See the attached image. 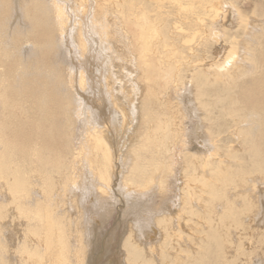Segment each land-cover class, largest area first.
<instances>
[{"label": "bare ground", "instance_id": "obj_1", "mask_svg": "<svg viewBox=\"0 0 264 264\" xmlns=\"http://www.w3.org/2000/svg\"><path fill=\"white\" fill-rule=\"evenodd\" d=\"M61 1L31 0V7L23 14L24 18L36 19L34 10L47 3L49 17L54 21L56 31L61 33L59 39L67 49L71 46L68 36L76 30L74 35L80 57H68L65 83L67 93L73 91V96L68 95L72 99L75 123L78 122L76 124L81 130L78 142L69 136L73 133L72 128L63 140L59 135V128L63 127L54 131L53 124L57 121L53 114L56 108H60V102L52 99L56 94L53 96L54 87L49 86L55 82L49 85L50 80L46 79L54 69L48 49L54 39L53 27L35 26L32 35L25 40L17 31L10 42L6 36L0 35V264H83L86 255L82 238L85 233L80 216L72 220V227L69 213H59V209L65 208L62 205L70 204L71 207L74 199L68 196L75 190H80L82 195L87 193L84 203L89 216L85 230L92 236L91 244L94 242L97 246L96 251L90 253L88 264H117L114 256L117 239L121 236L119 229L124 228L127 220L131 221L130 227L121 242L126 264H250L252 257L260 256L259 253L264 257V239L252 246L257 234L247 225L255 220L254 215L258 213L257 199H254L255 195L252 197L239 192L251 176L256 178L258 175L254 176L241 165L242 159L236 154L235 145L231 146L232 140L222 138V134L228 136L231 123L224 119L215 123L213 119V111L218 107L213 105V101L219 97L218 113L223 118H232L233 130L228 132L238 140L237 146L241 148L244 141L240 138L247 133L245 128H241L244 125L241 124L242 118L256 114L264 123V35H254L259 28V32L264 31V0H252L251 15L242 12L241 0H123L130 2V15L118 7L113 9L115 6L110 13L116 22L112 26L117 27L116 35L119 34L118 38H113L114 43L120 37L128 39L125 50L129 57L124 55L123 66L111 63L105 74L103 65L110 64H105L109 58V55L106 57L108 44L105 34L95 26L93 17L91 20L81 19L78 24L77 12L80 9L75 6V14H68L67 5L63 3L65 0ZM97 1L92 11L94 14L102 9ZM165 1L175 9L169 12L170 20L166 22L163 17L159 21L157 18L152 20L148 15L149 9L146 10L147 4L150 9L157 7L159 10ZM77 2L85 4L87 0H75ZM1 8L3 16L0 18L5 21L10 17L12 3L3 0ZM71 16L76 17L77 22L75 28L66 31V17ZM231 23H234L237 33L243 34L247 28L254 34L249 35L248 31L245 37L230 34L222 35L220 39L219 29L226 31ZM0 28L3 32L7 30L2 22ZM27 42L36 47L35 57L25 60L34 59L31 74H28L30 67L22 63L28 45L24 50L22 47ZM99 48L101 51H97ZM222 48L224 52L218 58L217 52ZM124 65L127 70H124ZM182 72L191 74L190 87L195 90L192 98L185 95L186 89L183 90L187 83L180 77ZM248 73L256 76L245 80ZM234 87L237 90L234 91ZM212 97L213 103L210 101ZM194 106L206 124L203 132L198 122L191 123L198 119ZM41 112L46 118L39 120ZM239 123L240 128L237 127ZM223 127L226 129L222 130ZM122 131L130 134L128 151L132 160L139 163L138 166L131 164V171H139L135 183L125 181L120 173L117 175L114 171L113 152H123L124 146L120 136L117 141L115 138ZM61 142L67 146L60 145ZM181 148L185 153L176 154ZM65 150L70 154L67 155ZM142 151L148 154V158L142 156ZM213 153L217 159H213ZM258 153L254 149L251 159L263 161V154ZM233 160L239 164L236 166L238 169L232 171L228 164ZM227 168L230 170L226 171ZM176 170L180 171L183 179L178 206L179 198H174L171 182ZM112 177L118 178L119 183L112 191L111 202L106 204L97 198L95 191L105 195L106 189L111 188ZM253 177L250 179L252 182ZM255 184L261 183L254 181ZM134 189H155L163 197L170 196L165 204L160 203L156 208L160 207L158 213L155 211L154 221L151 220L155 228L149 223L153 213L142 206L132 216L129 213L131 209L124 210L123 218L127 220L114 221L113 232L109 233L110 229H106L110 223L103 226L107 222L104 221L106 214H112L116 205L129 206L130 191ZM100 206H107L108 210L98 212L97 207ZM232 229L237 233L234 241L235 231ZM244 237H250L247 240L250 247L244 242ZM70 240L75 245L72 246ZM228 254L233 255L228 258Z\"/></svg>", "mask_w": 264, "mask_h": 264}, {"label": "rangeland", "instance_id": "obj_2", "mask_svg": "<svg viewBox=\"0 0 264 264\" xmlns=\"http://www.w3.org/2000/svg\"><path fill=\"white\" fill-rule=\"evenodd\" d=\"M2 1L3 0H0V8L2 7ZM39 1V0H38ZM63 1V0H62ZM61 1V2H62ZM71 1V2H70ZM89 1V2H88ZM97 1V0H96ZM121 1V2H120ZM143 1H146V0H143ZM16 2V3H15ZM28 2V3H27ZM30 2H31V0L30 1H28V0H10V3H12V8L10 9V17L9 18H6V20L5 21H3L1 18H2V12H3V10H2V8L0 9V23L2 22V24L4 25V29L6 30V32L4 31L3 32V30H1V28H0V35H2V37L3 36H6V39L8 40V42H10V40H11V38H13L14 36H16V33L17 32H19V33H17V34H21V36H23L22 37V40H25V39H27L28 37H30L31 35H32V33H33V29H34V27L35 26H42V27H53L52 28V32H53V35H52V37L54 38H52L53 40H52V43L50 44V46H48V49H49V51L51 52V56H52V66L54 67V69H53V71H52V73H50L49 75L47 74V80L49 81L48 82V84L50 85V84H52V83H54V84H52V85H50L49 87L51 88V87H54V88H52L53 90H52V94H53V96H55V94H56V96L54 97V98H52V99H54V100H58V105H59V107L60 108H56V110L57 111H55V113L53 114L54 115V117H55V121H57L56 123H54L53 124V126H54V131L56 132V129H57V127H63V129L62 128H59L60 129V132H59V135H60V138H61V140H63V139H65V134L66 133H69V130H72V129H74L73 130V133H72V131H71V135H69V136H71V138H72V136H73V139H74V141L76 142H78L79 141V139H80V137H79V135H80V132H81V130L79 131V127H78V125L76 124V123H78V122H76L75 123V121H76V119H75V116L73 115V105H72V102H71V98L69 97V95L70 96H73V91H71V92H68L67 93V87H66V79H65V77H66V72H65V69L67 68V65L68 64H66L67 62H68V57H70L71 55L73 56V57H76V58H79L80 57V51H78V49H77V44H76V35H74V33L76 32V30H74L72 33H71V35L70 36H68V40H69V42H70V44H71V46H69V48L67 49L66 47H64V45L62 44V42L60 41V39H59V36L61 35V33H59V31H56L57 29H55L54 28V26H55V24L53 25V23H54V21L52 22V20L50 19V17H49V13H50V9L47 7V3L46 4H42L41 6L45 9H43L42 7H40V9H42V13L43 14H45V15H47V17L45 16V15H43L39 10V8H37L36 10H34L35 11V13H34V15L36 16V19H34V17H33V19L32 18H27V17H25L24 18V16H25V14H23L25 11H27L28 10V8L29 7H31V4H30ZM67 2V3H66ZM91 2V3H90ZM93 2V3H92ZM240 2H242V4H243V6H242V4H241V6H242V12H244V13H247L248 12V15H251V9L253 8V5H254V2L251 0V1H249V0H247V2H246V0H241ZM26 3V4H25ZM63 3H64V5L66 4L67 6V12H68V14L70 13V12H72L73 14H75V12H76V8L77 9H80V14H79V12H77V19H80L79 21H78V24H80L81 22V19H88V20H91V18L93 17V19H95V26L99 29V30H101V31H103V33L105 34V37H106V42H107V49H105V51H106V53H107V55H106V57H108V55H109V58H108V61H105L106 63L105 64H108V63H110V64H108L107 66L106 65H103V72H104V74H105V71H107V69H108V67H111L110 65H112V64H118V63H121L122 64V66H123V63H124V61H122V59L123 60H126L125 59V57H124V55H127L128 53H127V51L125 50V43H126V40H127V42H128V39H124V37H120L119 38V41L117 42V43H114V41H115V39H113V38H115V37H119V34H118V36L116 35L117 34V27L115 26H112L114 23L116 24V22L112 19L113 17H111V13H110V11L112 10V8H113V6H115L113 9H115L116 7H118L119 9H123L124 11L123 12H125V13H127V15L129 16L130 15V10H129V3L128 2H125V1H123V0H119V2H118V0H98L97 1V5L99 4V6L100 5H102V9L100 8L99 10V12H97V13H93L92 11H94V9H95V0H87V2L85 3V4H78V2L77 3H75V0L73 1V0H65V1H63ZM69 3V4H68ZM74 3V4H73ZM125 4V5H123L122 6V4ZM246 5H245V4ZM23 4V5H22ZM30 4V5H29ZM104 4V5H103ZM112 5V7H111V5ZM115 4V5H114ZM147 4V3H146ZM227 4V3H226ZM250 4V5H249ZM27 5V6H26ZM83 5V6H82ZM92 5V6H91ZM94 5V6H93ZM106 5V6H105ZM152 5V4H151ZM228 5V4H227ZM14 6V7H13ZM25 6V7H24ZM73 7V8H71V7ZM75 6H76V8H75ZM78 6V7H77ZM82 6V7H81ZM153 6V5H152ZM151 6V7H152ZM229 7H230V5H228ZM22 7V8H21ZM104 7V8H103ZM148 7V8H147ZM147 9L146 10H148L149 12H148V15H149V17L153 20V19H155V18H157L158 19V21L159 20H161L162 19V17H163V19L162 20H164V21H169L170 19H169V12H171V11H174L175 9H174V7L172 6V5H169L168 4V1H165V4H164V6H163V8L162 9H159L158 10V8L157 7H153L154 9H150L149 7V5L147 4ZM170 7V8H169ZM74 8H75V10H74ZM106 8V9H105ZM15 9V10H14ZM73 9V10H72ZM87 9H88V11H87ZM168 9H169V11H168ZM248 11H247V10ZM23 10V11H22ZM107 10V11H106ZM132 10H134V6L132 7ZM154 10V11H153ZM244 10V11H243ZM39 11V13L37 14V12ZM83 11V12H82ZM103 11V12H102ZM5 12V11H4ZM82 12V13H81ZM93 13V15H92V13ZM112 12V11H111ZM113 12H115V10L113 11ZM150 12H153L152 14L150 13ZM157 12V13H156ZM164 12L166 13L165 15H163L162 16V13L164 14ZM107 15H106V14ZM156 13V14H155ZM13 14V15H12ZM88 14V15H87ZM157 14H160V16H157ZM12 15V16H11ZM43 15V16H42ZM51 15V14H50ZM89 15H90V17H89ZM114 15V14H113ZM126 15V14H125ZM83 16H85V17H83ZM87 16V17H86ZM108 16V17H107ZM153 18H152V17ZM165 17V18H164ZM46 18H47V20H46ZM48 18H49V20H48ZM76 18V17H75ZM74 18V16H71L70 18H68V17H66V26H67V28H68V30H66V31H69V30H71V27L72 28H75V25H76V22H77V19H75ZM98 18V19H97ZM8 19V20H7ZM23 19H25V20H23ZM30 19V20H29ZM102 19V20H101ZM30 22H29V21ZM34 20H35V24H34ZM51 20V21H50ZM99 20V21H98ZM112 20V21H111ZM120 20V19H119ZM98 21V22H97ZM111 21V22H110ZM28 22V23H27ZM52 22V23H51ZM72 22V23H71ZM114 22V23H113ZM16 23V24H15ZM33 23V25H31ZM109 24V26H107ZM111 24V25H110ZM234 24V23H233ZM232 23L229 25V27H228V30H226V31H222L221 29H219L218 27H215V28H218L219 29V31L221 32H219V33H217L218 35H220V37L222 36V35H243L242 37H245L246 35H247V33H248V31L249 30H247V28L245 29V31L243 32V34H240V33H242V32H240L239 31V33H237V30H236V27L233 25ZM31 25V26H30ZM48 25V26H47ZM135 25V24H134ZM235 25H236V23H235ZM12 26V27H11ZM7 27V28H6ZM10 28V30H9V28ZM56 27V26H55ZM11 28H12V31H11ZM92 28V27H91ZM111 30H110V29ZM28 29V30H27ZM260 29V28H259ZM258 29V31H256L255 32V34H254V32L253 33H251V31H249V33H251V34H249V35H256V36H259V37H261V35H264V31H263V33L262 32H259L260 30ZM22 30H23V32H22ZM24 30H25V32H24ZM11 31V32H10ZM17 31V32H16ZM29 31V32H28ZM217 31V29L215 30V32ZM262 31V30H261ZM91 32H92V29H91ZM225 32H228V33H225ZM230 32H232V33H230ZM2 33V34H1ZM9 33V34H11V35H7V34ZM13 33V34H12ZM25 33V34H24ZM29 33V34H28ZM245 33V34H244ZM259 33V34H258ZM23 34V35H22ZM56 34V35H55ZM60 34V35H59ZM14 35V36H13ZM30 35V36H29ZM210 35H213V34H210ZM245 35V36H244ZM10 37V38H9ZM27 37V38H26ZM110 38V39H109ZM75 39V40H74ZM220 39H222V37L220 38ZM116 42V41H115ZM219 43H220V41H219ZM24 44H26V45H24ZM23 45V47H22V49L24 50L26 47H27V45H28V47H29V50H28V47L24 50V54H23V57H22V60H23V58H24V60H23V64H26L28 67H30L29 69H30V71H28V74L30 73H32V69H34L33 68V66H34V63H32L33 62V60L34 59H32V61H30L31 59V56H32V58L33 57H35V55H34V51H36V47H33L31 44H29V42H27V43H24ZM123 45V46H122ZM51 47V48H50ZM54 47H55V51H54ZM115 48V49H114ZM120 48V49H119ZM32 51H31V50ZM71 51H70V50ZM74 49V50H73ZM76 49V50H75ZM100 49V48H99ZM99 49H97V51H101V49L99 50ZM119 49V50H118ZM29 51V53L27 52V51ZM118 50V51H117ZM63 51V52H62ZM73 51H75V52H73ZM108 51V52H107ZM61 52V53H60ZM113 52V53H112ZM117 52V53H116ZM224 52V50H223V48L222 49H220L218 52H217V54H219L217 57L219 58V57H221L222 56V53ZM26 53H27V55H26ZM39 53H40V51H39ZM78 53V54H77ZM127 53V54H126ZM29 54V55H28ZM31 54V55H30ZM36 54H38V52L36 53ZM74 54V55H73ZM110 54H112V55H110ZM116 54H118V55H116ZM78 55V56H77ZM134 55V54H133ZM118 56V57H117ZM29 57V61H25L27 58ZM127 57H129V55H127ZM112 58V59H111ZM110 59V60H109ZM65 60V61H64ZM26 63H25V62ZM119 61V62H118ZM122 61V62H121ZM128 61V60H127ZM29 62V63H28ZM64 62H65V64H64ZM108 62V63H107ZM114 62V63H113ZM59 63V64H58ZM112 63V64H111ZM29 64V65H28ZM33 64V66H31ZM27 66H26V68H27ZM61 68H60V67ZM32 67V68H31ZM59 68V69H58ZM107 68V69H106ZM128 68L127 67H125V65H124V70H127ZM58 70V71H57ZM60 71H61V73H60ZM34 73V72H33ZM185 73V74H184ZM250 73V72H249ZM248 73V75H246V77H244V79L245 80H247V79H249L250 77H254V76H256V74L255 73H253L252 75L251 74H249ZM62 75V76H61ZM57 77H59L58 79H60L61 77H63L64 79H60V80H58L57 79ZM180 77L182 78V81H184L185 79V81L184 82H186L187 84H186V87H184L183 88V90H185L186 89V92H185V95L187 96V97H194L193 95L195 94V90L193 89V88H191L190 87V85H191V74H189V73H186V72H182L181 73V75H180ZM26 78H28L27 76H26ZM188 79V80H187ZM54 80V81H53ZM61 81V82H60ZM56 82L59 84H56ZM190 82V83H189ZM239 83V82H238ZM62 88V89H61ZM66 89V90H65ZM62 90V91H61ZM183 90L180 92V94H182L183 93ZM233 90L235 91V90H237L235 87L233 88ZM54 92H56V93H54ZM60 92H61V95H60ZM63 93V94H62ZM59 94V95H58ZM69 94V95H68ZM63 96V97H62ZM58 99H57V98ZM61 97V98H60ZM65 97V98H64ZM63 98V99H62ZM71 99V100H70ZM184 99V98H183ZM213 97L210 99V101L212 102L213 101ZM218 100V101H217ZM42 101H44V100H42ZM42 101H40L41 103H43ZM63 101V102H62ZM69 101H70V103H69ZM214 102V103H213ZM212 103H213V105H217L218 107V109L217 108H215V110L213 111V119L215 120L214 122L216 123L217 121L219 122V121H222L223 119L224 120H227V121H229L230 123H231V128L228 130L229 132L231 131V130H233V123H232V121H231V117H225L224 116V118L222 117V115H221V113H218L219 111V105H220V101H219V97H216L215 99H214V101H213ZM62 103H65L64 105L62 104ZM69 104H70V107H69ZM66 105V106H65ZM72 105V106H71ZM216 105H215V107H216ZM43 106H45V105H43ZM63 106V107H62ZM65 107V108H64ZM69 107V108H68ZM71 108V109H70ZM196 107L194 106V110H195V115L196 116H198V119H193V121L191 122V123H193V122H198L201 126V131L203 132L204 131V127L203 126H205L206 127V124H204L203 123V120H202V114L200 113V111L199 110H197V108L195 109ZM61 109V110H60ZM217 109V110H216ZM65 110V111H64ZM58 111L60 112L59 113V115H58ZM62 112V113H61ZM66 112V113H65ZM65 113V114H64ZM41 114H43V115H41ZM218 114V115H217ZM67 116V117H66ZM215 116V117H214ZM41 118V119H40ZM44 118H46L45 117V115H44V113L43 112H41L39 115H38V119L39 120H42V119H44ZM61 119H63V120H60ZM200 119V120H199ZM217 119V120H216ZM243 120H242V122H241V120H240V122H241V124H244V125H241L240 123L237 125V127L238 128H240V125H241V128L242 129H244L245 131L247 130V133H245V135L243 136L244 138H240V139H243L242 141H244L245 142V144H244V142H243V145H242V148L241 147H238L239 145H238V140L237 139H234V137L233 136H231V133L229 134V132L227 131V133H228V136L226 135V134H222L221 136H223L222 138H225V137H227L228 139H230V140H232L231 142H232V144H231V146H233V145H235L234 147H235V149L234 150H236L235 152H236V154L239 156V159L241 158L242 160H241V165L246 169V170H248L250 173H252L253 175L255 174H257L258 176H256V178L255 177H253V176H251L250 178H249V183L247 182L246 183V186H245V188L244 189H239V192L240 193H243L244 192V195L246 194V195H251L252 197H254V195H255V197H254V199L256 200V203L258 204V207H257V209H256V212H258L257 214H255L254 215V217H255V220L254 221H252V222H249V223H247V225L249 226V229L251 230H253V232H255L256 231V233L255 234H257V235H255V238L253 239L254 241H253V243H252V246H255L256 244H257V242L256 241H258V240H260L261 238H263L264 239V234H261L260 232H262V233H264V160L263 161H259L260 159L258 158V160H255L253 157H252V159H251V152L252 151H254V149H255V151H257V153L259 152L260 154H263V156H264V131H262V130H264V123H263V121L261 120V118L258 116V115H256V114H247V116H245V119L244 118H242ZM244 120H245V122H244ZM261 120V121H260ZM201 121H202V124H201ZM260 122V123H256V122ZM59 122V123H58ZM61 122H63L62 123V125H61ZM190 123V124H191ZM60 124V125H59ZM189 124V123H188ZM248 124H249V126H248ZM252 124V125H251ZM258 124L260 125V126H258ZM207 125H208V123H207ZM257 125V126H256ZM229 126H230V124H229ZM246 126V127H245ZM74 127V128H73ZM113 127V126H112ZM256 127V128H255ZM68 130H66V129ZM72 128V129H71ZM260 128V129H259ZM111 129H113V128H111ZM226 128L225 127H223V129L222 130H225ZM66 131V132H65ZM261 131V132H260ZM64 132V133H63ZM78 132V133H77ZM123 132V133H122ZM121 133H120V135H117V137L115 138V141H117V139H119L120 137H121V139H120V141H121V143L125 146H123L122 147V150H123V152H119V151H117V152H115V150H114V152H113V154H114V162H113V165H114V171H115V173L117 174V175H119V173H120V177L121 178H123L125 181H126V179H127V181L128 180H130V181H132L133 183H135L136 181H138V179L136 178V176H139L138 175V173H139V171H137L136 173L135 172H133V171H131V170H133V166L132 165H137L138 166V164L139 163H137V162H134V160H132V158H131V156H130V154H129V151H128V145H127V143H129V141H130V134H128L126 131H122ZM260 132V133H259ZM75 133H76V135H75ZM249 133V134H248ZM263 135H262V134ZM70 134V133H69ZM261 135V136H260ZM120 136V137H119ZM230 136V137H229ZM246 136V137H245ZM119 137V138H118ZM215 137V136H214ZM213 137V139L215 140L216 138H214ZM232 137V138H231ZM261 139V140H259L258 141V139ZM245 139V140H244ZM235 142V143H234ZM237 142V143H236ZM260 142V143H259ZM207 146H209L207 143H205ZM250 144H251V146H250ZM253 144V145H252ZM261 144V145H260ZM60 145H63V146H67V144H65V143H62L61 142V144ZM238 145V146H237ZM250 147H249V146ZM259 145V146H258ZM62 146V147H63ZM229 146V145H228ZM256 146V147H255ZM259 147V149H258V147ZM263 146V147H262ZM71 147V146H70ZM246 147V148H245ZM252 147H255V148H253L252 149ZM63 148H65V147H63ZM241 148V149H240ZM245 148V149H244ZM251 148V149H250ZM256 148L258 149V150H256ZM243 149L245 150V152L243 151ZM247 149H249V150H247ZM242 150V151H241ZM241 151V152H240ZM248 151H250V152H248ZM67 155H69L70 154V151H64ZM214 152V151H213ZM262 152V153H261ZM142 153V156H144V157H146V158H148V154L147 153H144L143 151L141 152ZM182 153H185L184 152V150L181 148V150L180 151H177L176 152V154H182ZM246 153V154H245ZM259 153L257 154V155H259ZM65 154V155H66ZM119 154V155H118ZM66 155V158L68 159V156ZM212 155H214V153L212 154ZM115 156H117V160L115 159L116 157ZM118 156H120V159H119V157ZM216 157V158H215ZM70 158V157H69ZM217 159L218 157L217 156H213V159ZM179 160V159H178ZM119 161V162H118ZM121 161V162H120ZM243 161V162H242ZM118 162V163H117ZM255 162V163H254ZM262 162H263V164H262ZM134 163V164H133ZM143 164H144V161L142 162ZM123 164H125V165H123ZM132 164V165H131ZM142 164V165H143ZM238 164H239V162L238 161H236V160H233L232 162H230V164H228L229 166V168L233 171V170H237L238 169V167H236V166H238ZM257 164H258V166H257ZM123 165V166H122ZM179 165H181V163H179ZM253 165V166H252ZM126 166V167H125ZM119 167V168H118ZM130 167V168H129ZM253 167H254V169L256 170V171H254V169H253ZM229 168H227V170L226 171H228V170H230ZM116 169V170H115ZM180 168H178V170H179ZM125 170V171H124ZM178 170H176L175 171V173H174V175H172V178H171V182L173 183L172 184V191L174 192V194H173V196H174V198L176 197V198H179V199H177V206H178V204H180V198H181V196H182V191L181 190H179V189H182V183H183V179L181 180V174H180V171H178ZM125 173V174H124ZM261 173V174H260ZM254 175V176H255ZM178 176H179V178H178ZM259 176H261V178L259 177ZM253 177V182L252 181H250V179ZM260 178V179H259ZM132 179V180H131ZM258 179V180H257ZM115 181H117V183L115 182ZM178 181V182H177ZM254 181L256 182V183H261L260 185H257V184H255L254 185ZM177 182V183H176ZM118 183H119V180H118V178H113L112 177V182H111V188L109 189H106V190H108V192L105 194V195H103V193H98L97 191H95V193H96V195H97V198L98 199H101V201L103 202V203H109V202H111V198H112V191H115L116 190V188H117V185H118ZM116 184V185H115ZM251 184V185H250ZM181 185V186H180ZM253 187L255 188L256 187V189H254L253 190ZM248 188V189H247ZM258 188V189H257ZM80 189V188H79ZM82 189V188H81ZM88 189H90V191H92V189L91 188H88ZM103 189H104V187H103ZM250 189H251V191H250ZM105 190V189H104ZM155 191V189H151V190H144V191H139V190H131L130 192H131V194H130V199H129V202H128V204H129V206H126V207H124V206H122V205H116L115 207H111L112 208V214H106V216H107V218L109 219H107V218H104V221H106L107 220V222H104L103 223V226L105 225V224H107V223H110V225L107 227V231L109 232V233H112L113 232V229L112 228H114L115 227V222H118V221H120L121 219H124V220H127L126 218H123L124 216H123V214H122V212L124 211V210H129V209H131L130 211H129V213H131V216L134 214V213H138L140 210H141V208H142V206H145V209H147V211H149V212H151V213H153V218L152 219H150V221H149V223L151 224L150 226H152V227H154V223H153V219H154V217H155V214H157L158 213V210L160 209V207L158 208V210H156V208L158 207V206H160V203H162V204H165L167 201H168V198L170 197H168V198H166V197H163V196H161L160 194H157L156 193V191ZM176 190V191H175ZM260 190V192H258ZM136 191V192H135ZM177 191L179 192V194L177 193ZM246 191H248V192H246ZM255 191V192H254ZM72 193L71 194H69V196L68 197H70V199L71 200H73V203H72V205H71V207H70V204H69V206L68 205H62V206H64L65 208H63L62 207V209H59L60 211H59V213L60 214H68V217H69V219H71L70 220V222H71V226L72 227H74L73 226V223H72V220L74 221L75 220V218H79V216H80V218H79V221H80V224L82 225V227H83V230H84V233H85V235L83 236V238H82V242H83V247L85 246V249H83L85 252V260L83 261V264H88L87 262V260H88V257H89V255H90V253H94L95 251H96V249H97V246L94 244V242H92V244H91V239H90V237L92 238V236H90L89 235V233H88V231H86L85 230V222L87 221V217L89 216L88 214H87V210H86V208H85V203H84V196L87 194H85V195H82V192L80 191V190H75L74 192L73 191H71ZM110 192V193H109ZM139 192V193H138ZM252 192H254V193H252ZM258 192V193H257ZM114 193H117L116 194V196L118 195V192H114ZM260 193V194H259ZM263 193V194H262ZM257 194V195H256ZM259 194V195H258ZM176 195V196H175ZM180 195V196H179ZM248 195V196H249ZM115 196V197H116ZM119 196V195H118ZM257 196H259V197H257ZM76 197V198H75ZM82 198V199H81ZM96 198V197H95ZM109 198V199H108ZM136 198V199H135ZM152 198V199H151ZM151 199V200H150ZM104 200H105V202H104ZM179 200V201H178ZM240 201V203H242V201L241 200H239ZM150 202V203H149ZM75 203V204H74ZM94 204V203H93ZM74 205V206H73ZM75 205H76V207H75ZM73 206V207H72ZM84 206V207H83ZM92 206V205H91ZM90 206V208L91 209H94L93 207H91ZM121 206V207H120ZM155 206V207H154ZM177 206H176V208H177ZM261 206L263 207V208H261ZM83 207V208H82ZM80 208V209H79ZM98 208V212H102V211H104V210H108V207L107 206H100V208L99 207H97ZM121 208V209H120ZM74 209H76V211L74 210ZM77 209H78V211H77ZM199 210H201L200 208H198ZM261 209V210H260ZM80 210H81V212H80ZM219 210H220V208H219ZM257 210H259V211H257ZM95 211V210H94ZM155 211L157 212V213H155ZM174 211H175V207H174V209H173V213H174ZM63 212V213H62ZM223 212V211H222ZM81 213V214H80ZM81 215H82V217H81ZM72 217H74V219L72 218ZM86 218V219H85ZM111 218V219H110ZM114 219V220H113ZM151 220H153V221H151ZM248 220V219H247ZM246 220V221H247ZM115 221V222H114ZM131 223V221H129V220H127L126 221V223H125V226H124V228H120L119 229V232L121 233V236L117 239L119 242H118V245H117V247H116V249H115V252H116V254H115V256H114V260H116V262H117V264H119V260L121 261V264H126V262L124 263V261H125V257H124V250H123V248H122V243L121 242H123L124 241V239H122V238H126V236H127V233H128V230H129V227H130V223ZM114 224V225H113ZM246 224V223H245ZM253 224V225H252ZM132 225V224H131ZM252 226L254 227V228H252ZM102 227V226H101ZM155 228V227H154ZM256 228H258V229H256ZM263 228V229H262ZM9 229L10 228H7V230L9 231ZM124 229V230H123ZM249 229H247V233H251L250 232V230ZM260 229V230H259ZM6 230V231H7ZM233 230V229H232ZM248 230H249V232H248ZM105 231V230H104ZM112 231V232H111ZM235 230H233V232H234ZM123 232V233H122ZM7 234L6 235H8L9 233L8 232H6ZM87 233V234H86ZM236 231L233 233V236H234V238L232 239L233 241L236 239ZM161 234H159V236H160ZM259 235H260V237H259ZM89 236V237H88ZM101 236H102V234H101ZM263 236V237H262ZM259 237V238H258ZM87 238H88V240H87ZM250 237H244V242H246V244L250 247V245L248 244V239H249ZM258 238V239H257ZM90 239V240H89ZM122 240V241H121ZM71 241V244H72V246L73 245H75V243H74V241H72V240H70ZM85 241H86V243H85ZM121 243V244H120ZM187 244H188V242H187ZM188 246H189V244H188ZM73 249V248H72ZM123 250V251H122ZM228 252L230 251V252H233L232 250H227ZM147 254H149L148 253V251H147ZM233 255V254H232ZM232 255H227V257L228 258H230ZM259 255L260 256H257V257H252L253 259H252V262L250 263V264H260V262L262 261H264V257H262V253H259ZM122 256V257H121ZM263 258V259H262ZM118 259V260H117ZM257 260V261H256ZM103 264H105V263H103Z\"/></svg>", "mask_w": 264, "mask_h": 264}]
</instances>
